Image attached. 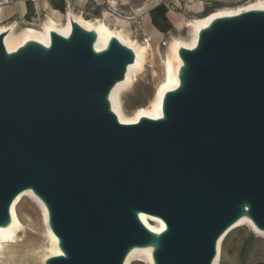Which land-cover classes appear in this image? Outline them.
Segmentation results:
<instances>
[{
  "label": "water",
  "instance_id": "95a60500",
  "mask_svg": "<svg viewBox=\"0 0 264 264\" xmlns=\"http://www.w3.org/2000/svg\"><path fill=\"white\" fill-rule=\"evenodd\" d=\"M0 33V225L17 194L46 205L63 255L46 264H123L156 241L154 264H211L246 210L264 231V12L220 18L180 49L163 118L122 125L107 95L133 53L71 23L14 54ZM138 213L160 218L155 237Z\"/></svg>",
  "mask_w": 264,
  "mask_h": 264
},
{
  "label": "bare ground",
  "instance_id": "6f19581e",
  "mask_svg": "<svg viewBox=\"0 0 264 264\" xmlns=\"http://www.w3.org/2000/svg\"><path fill=\"white\" fill-rule=\"evenodd\" d=\"M25 1L27 2L28 6L27 21L35 22L36 17L34 16L32 10L34 0ZM44 4L46 6L48 16L46 20L40 22V27L29 25L22 26L23 24L19 25V23L16 21H11L10 23L0 26V33H5L3 45L6 52L8 54H14L19 49L30 43L47 48L50 43V35L52 32L64 38H67L70 35L72 22L77 24L82 30L95 35V40L93 43V49L95 52H101L107 47L111 39H116L121 45L131 50L133 53V62L127 65L123 78L114 83L107 95L109 109L115 115L117 121L122 125H135L141 119L158 121L163 118L162 106L165 95L178 89L181 84V73L184 69V62L179 54L180 49H194L197 45L199 33L203 29L209 28L213 21L220 18L235 17L251 11L264 12V1L257 0L234 9L217 10L201 19L188 20L186 22L185 28L188 29L189 38L187 40H173L169 45V53L163 59V80L157 86L148 108L138 110L134 114L128 115L122 106V96L125 92L129 91L133 87L137 77L145 70L147 63L146 45L139 43L134 39H130L126 34L123 33L128 19L122 18L119 20L122 27L120 30H118V28L109 29V26L107 27L104 20H93L91 22L83 20L80 16L74 14L70 4H66V17L62 22L60 20L62 15L60 11V8L62 7L60 0H44ZM111 6L114 7L115 2H111ZM151 13V17L156 21V23L158 21L163 23L168 21V17L162 13L160 7L152 10ZM32 17L34 19H32ZM23 197L25 199L32 200L40 210L45 231V238L47 241V246L45 248L46 254L43 257L47 258L49 256L63 255V252L59 247V239L54 235L49 226L48 209L45 203L31 189H25L17 194L11 202L9 206L8 223L0 225V264H6L7 262L13 261L11 256L14 255L8 253H10L11 246L17 243L16 240L23 233V225L18 220L15 212L17 211L16 206L22 202L24 199ZM138 219L142 225L155 237H157V235H159L165 229V223L158 217L145 213H138ZM241 226H246L264 238V231H261L254 226L248 217L246 210H244L241 216L235 222L229 225L216 241L215 255L211 261V264H218L221 244L226 235L232 230ZM155 248V240L146 246L132 247L127 252L123 264H132L136 260L143 261L148 264H154L153 252ZM30 253L31 250L27 251L25 254L27 256ZM19 254L21 253L19 252Z\"/></svg>",
  "mask_w": 264,
  "mask_h": 264
},
{
  "label": "rangeland",
  "instance_id": "374dc122",
  "mask_svg": "<svg viewBox=\"0 0 264 264\" xmlns=\"http://www.w3.org/2000/svg\"><path fill=\"white\" fill-rule=\"evenodd\" d=\"M254 1L239 0L230 4L222 0H60V20L63 22L65 19L66 4H70L74 14L87 22L104 20L109 29L120 30L122 27L119 20L127 18L123 33L130 39L142 43L144 36L151 37L150 45H146L145 70L137 77L133 87L122 96L124 111L132 115L138 110L148 108L157 86L163 80V59L169 53V45L173 40L189 38L188 29L185 28L188 20L201 19L217 10L234 9ZM43 2L44 0L42 5ZM111 2H115L114 7ZM158 7L168 17L165 23H156L151 17L152 10ZM47 16V11L43 9L35 22L25 21L22 26L40 27V22L46 20ZM140 17L143 18L142 23ZM149 21L162 33H156ZM16 210V216L23 225V233L8 253L14 255L11 256L13 261L6 264H46L53 256L43 257L46 254L47 241L39 208L32 200L24 198L16 206ZM29 250L31 253L26 256L25 253ZM132 264L148 263L136 260ZM218 264H264V238L246 226L232 230L222 241Z\"/></svg>",
  "mask_w": 264,
  "mask_h": 264
},
{
  "label": "crops",
  "instance_id": "0c3cea01",
  "mask_svg": "<svg viewBox=\"0 0 264 264\" xmlns=\"http://www.w3.org/2000/svg\"><path fill=\"white\" fill-rule=\"evenodd\" d=\"M8 1V0H7ZM46 10V6L42 0H34L33 2V14L36 19L39 17V12ZM28 6L25 0H10L9 3L0 5V26H3L11 21H16L19 25H22L25 21L28 20ZM32 19H34L32 17ZM151 25L156 29V33H162L155 25L149 21ZM145 33H148L145 31Z\"/></svg>",
  "mask_w": 264,
  "mask_h": 264
},
{
  "label": "built area",
  "instance_id": "2783aa9c",
  "mask_svg": "<svg viewBox=\"0 0 264 264\" xmlns=\"http://www.w3.org/2000/svg\"><path fill=\"white\" fill-rule=\"evenodd\" d=\"M9 2H10V0H8V1L7 0H0V5H3V4L9 3ZM142 20H143V18L140 17V23H142ZM151 41H152V39L150 36H144L142 38V43L145 45H150Z\"/></svg>",
  "mask_w": 264,
  "mask_h": 264
},
{
  "label": "flooded vegetation",
  "instance_id": "af4514ba",
  "mask_svg": "<svg viewBox=\"0 0 264 264\" xmlns=\"http://www.w3.org/2000/svg\"><path fill=\"white\" fill-rule=\"evenodd\" d=\"M224 3H230V4H234L236 2H238L239 0H222ZM236 1V2H235ZM254 1V0H253ZM248 2L244 3V4H247ZM237 5H242V4H237Z\"/></svg>",
  "mask_w": 264,
  "mask_h": 264
}]
</instances>
